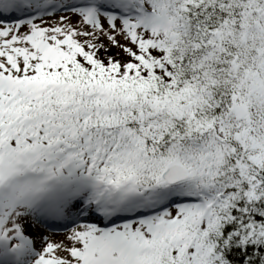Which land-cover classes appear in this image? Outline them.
Wrapping results in <instances>:
<instances>
[{
    "label": "snow or ice",
    "instance_id": "6c2138e0",
    "mask_svg": "<svg viewBox=\"0 0 264 264\" xmlns=\"http://www.w3.org/2000/svg\"><path fill=\"white\" fill-rule=\"evenodd\" d=\"M0 264H264V0H0Z\"/></svg>",
    "mask_w": 264,
    "mask_h": 264
},
{
    "label": "rangeland",
    "instance_id": "374dc122",
    "mask_svg": "<svg viewBox=\"0 0 264 264\" xmlns=\"http://www.w3.org/2000/svg\"><path fill=\"white\" fill-rule=\"evenodd\" d=\"M50 237L55 242L64 241L65 243H67V241L64 240V233L63 232L58 233V234H51Z\"/></svg>",
    "mask_w": 264,
    "mask_h": 264
},
{
    "label": "bare ground",
    "instance_id": "6f19581e",
    "mask_svg": "<svg viewBox=\"0 0 264 264\" xmlns=\"http://www.w3.org/2000/svg\"><path fill=\"white\" fill-rule=\"evenodd\" d=\"M30 231V233H31V230H29ZM42 231V230H41ZM42 233H43V231H42ZM34 234V233H33Z\"/></svg>",
    "mask_w": 264,
    "mask_h": 264
}]
</instances>
